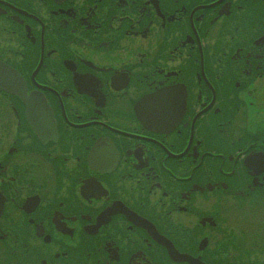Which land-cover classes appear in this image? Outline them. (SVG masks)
Here are the masks:
<instances>
[{
	"label": "flooded vegetation",
	"instance_id": "af4514ba",
	"mask_svg": "<svg viewBox=\"0 0 264 264\" xmlns=\"http://www.w3.org/2000/svg\"><path fill=\"white\" fill-rule=\"evenodd\" d=\"M1 207L0 264L264 259V0H0Z\"/></svg>",
	"mask_w": 264,
	"mask_h": 264
}]
</instances>
